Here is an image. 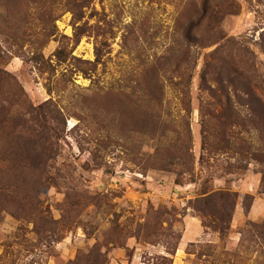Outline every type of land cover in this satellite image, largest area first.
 <instances>
[{"label": "rangeland", "instance_id": "obj_1", "mask_svg": "<svg viewBox=\"0 0 264 264\" xmlns=\"http://www.w3.org/2000/svg\"><path fill=\"white\" fill-rule=\"evenodd\" d=\"M193 24L212 48L187 50ZM181 73L190 87L172 85ZM153 74L163 79L150 90ZM238 122L260 162L209 149ZM44 154L40 181L25 157ZM173 154L192 163L172 165ZM2 156L35 200L0 212V256L19 228L28 241L13 247L16 264L81 263L93 248L105 264H205L188 251L236 249L248 224L264 223V0H0ZM8 173L12 186L19 176ZM207 179L238 196L225 239L193 209ZM33 204L59 223V243L11 215Z\"/></svg>", "mask_w": 264, "mask_h": 264}, {"label": "trees", "instance_id": "obj_2", "mask_svg": "<svg viewBox=\"0 0 264 264\" xmlns=\"http://www.w3.org/2000/svg\"><path fill=\"white\" fill-rule=\"evenodd\" d=\"M197 24H193L187 27L185 31V42L187 44V50L191 47H203V49L207 50L212 48L215 44L212 41L209 44H203L201 41L196 40L193 38L192 32L195 31ZM83 35H80V38ZM99 58L97 54V59ZM98 61V60H97ZM188 61V59L186 60ZM173 76V75H172ZM181 81L174 83L171 81L172 85H186V87H190L193 80L192 73H181ZM163 79L160 74H153L150 75V90L154 85L153 82L157 83L154 86H160L161 80ZM206 84L204 88L205 91L208 93L209 97L212 99H216L212 84L214 85L215 82L213 79H209L206 81L203 80ZM208 82V83H207ZM209 84V85H208ZM150 99L154 102H162L163 96H154L150 94ZM152 116V113H151ZM154 116V114H153ZM2 123V122H1ZM248 123L246 122H238L234 126H232L230 133H233L229 136H225L217 141L208 144L210 150H218V151H226L229 152L234 158L239 160H244L246 158L251 159L252 161L260 162V158L262 154L260 152V147L253 141L250 137L249 131H242L243 127H247ZM225 126V125H224ZM241 128L242 132H237L236 129ZM40 156V155H39ZM37 156L36 159H33L32 156H26L25 159L27 162L30 163V167L28 172L32 171L37 175H40V181L45 175V168H46V160L48 157L44 155L39 158ZM170 162L172 165H175L177 162L181 163L182 166H188L192 163V156H188V154L183 156H175L174 154L170 156ZM0 207L1 211L3 212L4 209L2 207H6L7 205L11 204L12 202L18 201L20 212L21 206L23 201H31L35 202L29 195L26 196L25 199L22 198L23 190L25 186L20 185L19 181H22L21 172H17V168L13 171L9 169L7 166V158L5 156L1 157L0 161ZM188 168V167H187ZM15 172L19 178L16 180L17 183L13 184L12 186L5 182V177L9 173L8 172ZM190 173V172H188ZM25 175V174H22ZM180 176V175H179ZM182 177V176H181ZM211 180L207 179L204 181L201 194L199 195L200 198L195 202L193 205V209L200 213V215L209 220V227L214 229L220 236L224 237L225 239L228 236L229 230L231 229V224L233 220V212L235 210L237 204L238 196L233 193H224V192H214L210 190L209 185L211 184ZM181 183V181H179ZM11 186V187H9ZM28 192V191H27ZM31 200V201H30ZM37 201V199H36ZM22 211V210H21ZM13 218L17 221H26L27 219L34 223V233L40 239L42 234L46 233L49 236V240L51 242L59 243L60 240H55L57 237L56 227L59 225L58 222L52 220L50 217L45 216V214H39L38 212V204L37 207L31 206L30 213L26 216H22V214H11ZM161 214H155V222L150 226V230H153V235L158 234V228L160 225ZM207 227V225H205ZM22 229L19 228L17 234L14 236L16 242L14 243H7L4 244L2 247L4 248L3 254L0 256V262H5V264H16L17 257L14 256L13 247H23L24 243H28L21 234ZM241 241L239 245L234 248L223 247L222 249L220 246H212L210 244L199 245L197 253H190L188 254L195 255L198 260H203L205 264H264V249L262 248L259 241L263 240L264 237V223L262 225H255L253 223L248 224L241 232ZM258 237V241L255 238ZM179 245V244H178ZM27 251L29 252L30 245H25ZM193 247V246H192ZM178 247L173 248L170 254L174 255ZM257 256L255 261L252 260V257ZM262 259V262L259 260ZM105 255L101 253V250L93 248L92 251L89 253L88 257L81 263H74V264H105ZM170 260L168 258H162L160 261L158 260L155 264H168Z\"/></svg>", "mask_w": 264, "mask_h": 264}]
</instances>
